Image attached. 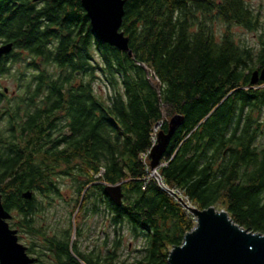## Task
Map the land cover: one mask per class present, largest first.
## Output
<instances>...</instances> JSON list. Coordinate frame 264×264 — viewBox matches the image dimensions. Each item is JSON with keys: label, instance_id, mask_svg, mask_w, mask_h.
<instances>
[{"label": "trees", "instance_id": "16d2710c", "mask_svg": "<svg viewBox=\"0 0 264 264\" xmlns=\"http://www.w3.org/2000/svg\"><path fill=\"white\" fill-rule=\"evenodd\" d=\"M238 26L255 37L236 34ZM121 29L131 56L95 37L80 0H0V44L14 43L0 74L9 59L35 70L5 106L0 94V188L19 240L31 234L40 260L50 252L59 263L168 264L195 218L148 178L150 158H141L154 125L168 130L163 110L184 117L157 169L163 184L264 234V84L250 82L264 67V14L247 0H126ZM59 180L77 196L71 215L97 213L98 198L108 197L99 190L88 202L89 193L122 184L107 251L74 245L72 255L73 226L45 234L41 217ZM124 229L143 245L117 262Z\"/></svg>", "mask_w": 264, "mask_h": 264}, {"label": "water", "instance_id": "95a60500", "mask_svg": "<svg viewBox=\"0 0 264 264\" xmlns=\"http://www.w3.org/2000/svg\"><path fill=\"white\" fill-rule=\"evenodd\" d=\"M80 2L95 37L131 56L129 38L121 29L126 0ZM13 50V42L1 43L0 60ZM250 82L252 85L259 82L264 84V67L252 73ZM7 91L5 87L4 92ZM183 121L181 114H174L168 121L167 132L162 129L158 131L157 143L149 153L150 170L156 173L155 179L166 191L169 189L163 184L157 169L172 135ZM161 123L158 121L154 126ZM104 194L117 206L122 205L121 183L105 184ZM32 195L31 191H27L23 197L30 199ZM190 210L196 217L195 226L185 234L182 244L170 249L168 264H264V234L240 226L225 209L209 206ZM11 218L12 214L3 205L0 188V264H34L37 259L28 254L27 246L19 240L18 229L10 226L8 221Z\"/></svg>", "mask_w": 264, "mask_h": 264}, {"label": "rangeland", "instance_id": "374dc122", "mask_svg": "<svg viewBox=\"0 0 264 264\" xmlns=\"http://www.w3.org/2000/svg\"><path fill=\"white\" fill-rule=\"evenodd\" d=\"M252 4L254 8H258L261 10L262 14H264V0H247ZM233 31L236 34H239L241 37H243L246 40H251L255 37V33L245 30L242 27H232ZM220 30H217V33H219ZM15 52H19L22 57H26V52H21L20 49H15ZM29 61H26V59H20V61L14 62L13 59L7 60L4 65L9 66V72L0 74V94L3 93L4 87L8 88L7 96L5 97L3 102H1V105H4L5 101L9 99L10 96H12L13 93L18 91L19 89H22L23 85L26 83V81L31 78L35 72L34 69L28 67ZM153 80V79H152ZM154 83H156V79L153 80ZM96 87L103 93L106 92V89L103 85L102 80H97L95 82ZM5 106V105H4ZM163 115L166 120L169 121L170 118H167L165 115V111L163 110ZM5 120L1 119L0 124L4 125ZM59 193L57 195H52L50 199V206H48L45 209V212L42 214V225L46 223L49 228L56 226L59 228H67L70 226H73V230L79 231V227L81 231L84 229L85 233L83 235H86L91 230V227L95 223L93 217L89 214V212L82 213V211L75 210L73 212V215H71V212L73 211L74 207V199L77 197L72 188L69 186V180H59ZM38 196V195H37ZM39 199H42L39 197ZM45 201V202H46ZM79 206V205H78ZM53 231L50 229L49 235H51ZM75 233V232H74ZM74 233H72V239L73 237L75 240L77 237L74 236ZM114 232L112 234V237L114 239ZM122 235V242L120 247L117 250V262H121V260L124 259H133L134 257L139 256V249H141L143 243L141 240L135 239L131 233V231L124 229L120 233ZM80 236L84 238V236ZM84 240V239H83ZM82 240V241H83ZM24 245H28L30 242V237L27 234H22V238L20 240Z\"/></svg>", "mask_w": 264, "mask_h": 264}, {"label": "flooded vegetation", "instance_id": "af4514ba", "mask_svg": "<svg viewBox=\"0 0 264 264\" xmlns=\"http://www.w3.org/2000/svg\"><path fill=\"white\" fill-rule=\"evenodd\" d=\"M98 183H100V182H98ZM93 184H97V182L91 183L88 187L91 188L92 186H94ZM104 185L105 184L102 183L101 186H97L93 189V191L91 192L92 194L89 193L90 195H89L88 202H93L95 194L97 191L102 190L104 192ZM111 202H112V200L109 197H108V199L106 197L105 198H103V197L98 198V201H97L98 212L94 213L92 215L95 223L91 227V230L89 231V233H87L86 235H83L84 238L78 237L76 239V240H78V242L73 237V239L71 240V244H70L71 245L70 249L72 251V255L73 254L75 255L74 247H73L74 245H76L81 251H84L86 253L97 251V249H99L101 252H103L104 249L106 251H107V249H109V246H111L112 241H113ZM80 211H82V213H84L83 210H80ZM31 227H32V223H31V226H29V228H31ZM42 229L45 230V234H47V236H49L50 228L46 223H44L42 225ZM52 231H54V230H52ZM84 233H85V231L83 232V234ZM77 235H78V231H76V233H74L75 237H77ZM29 237L32 238V235L30 234ZM30 247H31V252L30 253L28 252V254L31 257H34L37 259L34 262V264H69L68 262L59 263L58 261H56L54 259V257L49 256L50 252L47 253V255H46L48 257L47 259L40 260L39 259L40 257H38V253H37L38 251L37 252L35 251V250H37V245H34L32 240H30V242L27 245V251ZM81 253H83V252H81ZM83 254H85V253H83Z\"/></svg>", "mask_w": 264, "mask_h": 264}, {"label": "built area", "instance_id": "2783aa9c", "mask_svg": "<svg viewBox=\"0 0 264 264\" xmlns=\"http://www.w3.org/2000/svg\"><path fill=\"white\" fill-rule=\"evenodd\" d=\"M156 81L158 82V80L156 79ZM161 122H163L161 120ZM161 126H162V123L159 125V126H154V129H153V132H152V135H151V147L146 151V152H143L141 154V158L143 160L144 163H146V161L148 160L149 158V153H150V150L151 148L157 143V133L158 131L161 129ZM163 163V162H162ZM161 163V164H162ZM153 177V178H156V173L151 171L149 169V177ZM167 187V186H166ZM163 188V187H162ZM169 189V191H167L171 196L174 197V199L176 201H178V203H180L182 205V207L185 209V211L188 213V214H192L196 220V217L195 215L192 213V211L190 210L191 208H193L194 206L191 204V202L189 201L188 197L183 195L181 190L176 188V187H167ZM166 191V190H165Z\"/></svg>", "mask_w": 264, "mask_h": 264}, {"label": "bare ground", "instance_id": "6f19581e", "mask_svg": "<svg viewBox=\"0 0 264 264\" xmlns=\"http://www.w3.org/2000/svg\"><path fill=\"white\" fill-rule=\"evenodd\" d=\"M148 162V161H147Z\"/></svg>", "mask_w": 264, "mask_h": 264}]
</instances>
